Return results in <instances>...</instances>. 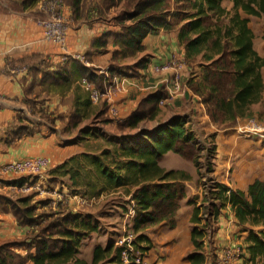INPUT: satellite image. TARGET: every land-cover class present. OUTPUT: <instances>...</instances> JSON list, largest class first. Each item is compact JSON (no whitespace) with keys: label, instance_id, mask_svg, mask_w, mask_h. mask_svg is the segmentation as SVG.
<instances>
[{"label":"trees","instance_id":"16d2710c","mask_svg":"<svg viewBox=\"0 0 264 264\" xmlns=\"http://www.w3.org/2000/svg\"><path fill=\"white\" fill-rule=\"evenodd\" d=\"M37 1L27 0L26 3L32 5ZM83 1L72 0L76 16ZM122 1L123 9L117 16L121 32L115 38L118 49L113 54V61L143 53V40L149 34H156L161 29H178L185 61L189 67L197 63L200 67L196 77L188 78L187 85L200 98L211 123L217 129H225L253 115L252 107L262 101L264 93V55L254 47V32L248 16L260 18L264 25V0H228L232 3L231 9L224 6L227 0H112V3ZM147 59L139 58L135 68H145ZM38 65L31 67L33 74L39 69ZM81 70L84 79L93 83L99 92L105 91L102 74L83 66ZM33 77L26 88L27 94L37 85L50 82L66 88L71 81L68 76L56 78L51 72L44 71L40 78L35 74ZM166 96L164 87L152 90L126 118L127 127L136 130V134L115 138L112 148L75 154L52 168L50 174L57 177L55 179L67 177L71 188L84 190L89 193L86 195L89 198L98 197L105 191L121 190L134 210L133 247L145 254L153 247L147 231L159 225L171 229L176 226L177 214L187 197V183L193 180L183 169L161 166L160 158L175 152L196 164L205 151L206 156L209 155L208 176L201 202L198 203L197 198L191 200L192 250L187 255L188 263L216 264V255L207 260L208 244L213 243L218 218L230 207L240 232L245 233L242 250L247 257L240 255L242 264H264V180L255 178L245 189H234L211 178L214 148L209 144L202 149L197 147L185 116H173L152 130L139 128L142 121L156 117L159 102ZM81 101L76 102L77 109L68 118L70 128H77L82 121L84 113L79 106L85 111L91 107L89 96ZM24 103L34 111L32 97L25 98ZM105 111L106 105L101 113ZM39 115L43 122L32 125L20 118L19 123L11 126L13 136L32 135L44 122L51 126L55 124L56 119L47 115L43 108L39 109ZM105 121L112 120L107 117ZM89 133L88 127L80 128L77 137ZM6 182L21 186L25 177H12ZM31 197L32 193L14 199L0 195V210L10 212L18 224L31 228L23 241L0 244V264H121V249L112 243L103 247L97 245L90 263L80 256L81 241L99 229L90 216L73 214L69 208L57 205L59 210L48 214L49 221L43 225L44 219H39L42 215L36 214ZM15 247H24L25 255L17 253Z\"/></svg>","mask_w":264,"mask_h":264},{"label":"crops","instance_id":"0c3cea01","mask_svg":"<svg viewBox=\"0 0 264 264\" xmlns=\"http://www.w3.org/2000/svg\"><path fill=\"white\" fill-rule=\"evenodd\" d=\"M47 1L39 0L32 5H28L26 3L27 0H0V162H15L33 157H44L49 161V166L36 179L31 176L25 177L24 184L34 185L35 188H38L40 185H44L45 182L50 183V187L56 188L55 190L58 189V191L51 193L58 194L57 197H54L57 204L60 202L66 205L60 195H68V188L65 185L60 187L58 183L51 182L52 179L57 177L51 175L50 170L75 154L101 150L105 147L112 148L114 146L113 140L118 138V135L109 136L103 147L99 146V144L89 145L91 148L82 147L74 142L66 144L60 133H57L56 127L48 125L46 122L39 126L32 135L14 137L11 133V126L19 123L20 118L22 122H28L31 125L43 122L39 115L40 108L44 109L51 106V109H57L60 112L66 111L68 102L65 100L64 105H61L62 98L60 94L64 95L67 93V99L74 100L75 105L72 104L74 107L76 106L77 98H82V100L86 96L90 98L91 90H97V88L93 83L83 78L82 66L103 75V84L106 88L102 93L97 90L101 95V100L98 103L103 102L102 104L106 105L105 115L109 117V120H126L147 94L154 89L164 87L167 90V96L159 102L158 114L150 122L152 125L148 128H141L152 130L173 116L185 115L192 117L197 122L199 116L202 121L209 125L210 129L214 127L209 122L200 98L187 85L189 74L196 77L200 67L198 63L189 67L185 61V51L178 40V29L169 31L161 29L156 34L146 36L143 40V45L145 46L143 54L148 58L145 68H134L128 72H121L117 67L118 62L113 61V54L118 49L115 38L121 31L120 26L117 24V16L123 9V1L119 4H113L112 0H84L79 14L76 16L72 10V0H60L61 8L59 10L67 21L66 39L62 45L46 39L44 28L40 23L41 20L49 17L51 12L47 10ZM225 3H228L227 9L232 7L230 1L227 0ZM248 18L251 19V16H248ZM250 23L249 26L253 30ZM263 32L264 25L260 40ZM262 41L264 40L262 39ZM94 42L100 44L96 45ZM257 52L262 56L264 55V52L258 50ZM36 57L39 62L34 60ZM172 62H177L176 67L169 68L161 73L154 70L155 66L167 65ZM33 65H38L37 68L39 69L34 73L38 78L42 76V71L48 74L51 72L52 77L56 78L68 76L71 80L68 87L53 86L60 91L69 89L74 95L70 91H64L59 92L58 97H53L54 99H51V101L39 102L40 96L36 94V89L52 88L50 82L48 85L35 86L32 93L27 94L26 88L32 83L34 78L33 71L31 72ZM191 67H194L195 73L193 74L190 73ZM262 74L264 78V68L262 69ZM27 95L28 97L33 96V101L35 102L33 104L34 111L24 103ZM71 95L74 98L71 99ZM262 101H264V93ZM257 104L252 107L254 114L246 118V122L244 121L234 128H227V130L223 131L231 133L235 129L240 130L248 127L249 135H264V116H261V113L256 111L255 106ZM50 111L54 112L53 110ZM50 116L53 117V115ZM107 123H110V121ZM133 133L130 134L133 135ZM232 136H234V133H232ZM233 138L231 137L229 140L232 141ZM217 139L222 143L229 141L227 137H221V134L217 136ZM228 153L232 154L229 156V161L231 166H234V156L241 153L237 148L233 149L232 147L229 148ZM245 168L248 167L246 166ZM215 171L216 168L213 175L215 174L214 177L217 181L224 182L234 189H245L254 180L241 185L235 184L233 178L237 182H242L250 177L243 167H236V169L229 171L230 176L227 178L216 177ZM9 179H12V177H0V195L14 199L20 194L15 189L16 185L6 182ZM46 179L51 180L46 181ZM105 194L123 193L121 190L105 191L98 198L100 199L102 195L104 197ZM123 197L125 200L128 199L124 194ZM202 197L203 193L197 197V202L198 200L201 201ZM71 202H73L72 199L67 204L69 207ZM123 205L128 206L129 204L126 202ZM120 209L121 207H118V210ZM71 210L73 214H79V211L75 210V208L74 210L71 208ZM191 212H187L188 224L182 225L183 222L180 220L179 214H177V223L173 229L159 225L147 231L153 243V247L145 253L147 262L189 264L187 255L192 250L190 241L191 225L189 222ZM126 217L128 218L127 212ZM217 222L218 230L215 232L213 243L211 244L213 248L208 244V247L213 250V254L211 251L208 252V261H210V256L213 257L214 255H216V260L219 261L223 250L229 247L231 243L241 247L244 245L245 233L235 235L239 227L230 207L223 211ZM121 227L123 230L130 228L128 225L126 226V223H123ZM30 230V227L18 224L10 212L0 210V237H2L0 244L23 241ZM15 251L22 255L26 253L24 247H15ZM242 255L247 257V253L243 250ZM233 264H242L240 256L234 260Z\"/></svg>","mask_w":264,"mask_h":264},{"label":"rangeland","instance_id":"374dc122","mask_svg":"<svg viewBox=\"0 0 264 264\" xmlns=\"http://www.w3.org/2000/svg\"><path fill=\"white\" fill-rule=\"evenodd\" d=\"M224 6L228 7V3L224 2ZM250 21H252V23H250ZM249 23L253 28L255 34L253 42L256 51L258 50L260 52H264V41H262V39L260 40V34L263 30V22L260 20V18L251 17V19L249 18ZM117 24L120 26L118 22ZM126 25H128V23H126ZM142 57L144 59L147 56L144 55L143 53H140L135 58H131V56H128V58L121 59L120 61H118L117 67L120 69L121 72L122 71L128 72L129 70H132L136 67L137 65L136 62L138 61L139 58ZM190 73L192 74L195 73L194 67L192 68ZM189 75L191 76V74ZM64 91L69 92L70 90L68 89ZM64 91L57 90V88L52 85V88L49 89H44V90L36 89L37 92L36 94L40 96L39 102H44V101L47 102V100L51 101V99L57 98L58 93ZM66 94L67 93H65L64 95L60 94L62 98L61 105L62 104L64 105L65 100L68 102V107L66 111L60 112L57 109H51L52 108L51 106L44 108V112L47 115L49 116L53 115V118L56 119L55 124L52 126L56 127L55 129L56 131H58L57 133H60L61 137L63 138L66 144H71L72 143L71 140H72L74 143H78L79 145L85 148H91V146H89L91 144L92 145L99 144V146L103 147L107 141L106 139L109 136L118 135L119 137L122 134H126V133L132 134L133 132H135L133 134H136V130L127 127L125 123V119H119L116 121L112 120L110 121V123H106V121L104 122L107 116L105 115V113H101V110L104 108L103 106L104 104H102L103 102L98 104L91 102V107H89V109H87L86 111L83 106H79L81 112L84 113L82 121L77 128H70L68 126L69 124L68 118L71 114H73V112L77 108L76 106L74 107L72 105L74 104V100L67 99ZM71 94L74 95L73 92H71ZM72 95H71V99L74 98L72 97ZM81 100L82 98L80 99L78 98V102ZM255 109L257 112L259 111L261 113V116H264V101L257 104L255 106ZM50 110H53L54 112ZM252 112L254 114V111ZM185 118L188 121V126L191 129L192 134L195 135V142H197V147L202 149L203 146L209 144V147L214 148L213 164H214V170L216 168L215 171L216 177L227 178L228 176H230L229 171L234 170V168L236 169V167H243L248 172V176L250 177L247 178L246 181H242V182H237L233 178L236 185L245 184L255 178L264 180V135H255V136L249 135V132L247 131V129H249L248 127L242 128L240 130L235 129V131L231 133L223 131V130H227V128L217 129L214 125H213L214 127L210 129L209 125H207L205 121H202L201 117L199 116H198V122L195 119H192V117H187L186 115ZM244 121L246 122V120L244 119L243 121H240L239 124H242V122ZM150 122L151 120L142 121L139 124V126L140 128L141 127L148 128L152 125ZM209 122L211 123L210 120ZM84 127H88L90 129V133L87 136L81 135V137L76 138V136H78L79 128H84ZM234 127H228V128H234ZM232 133H234V136H232ZM219 134H221V137L223 136L227 137V140H229L231 137L234 138L232 139V141L229 140L226 143H222L219 139H217V136ZM231 147L233 149L237 148L241 153L240 155L239 154H237L236 156L233 155L235 159L234 166L233 165L231 166L229 161L230 160L229 156L233 154V151L232 154L228 153L229 148ZM207 158H209V155L207 154L206 156L205 151H202L201 155L197 159L198 163L195 164L194 162L183 158L182 156H180L175 152H168L164 154L159 160L161 166L167 169H183L186 172L190 173L193 177V180L187 183V197L182 202V206L180 209L181 211L179 210L180 213H178L180 216V220H182L183 222L182 225H185L186 223L188 224L187 212H191L193 209L191 200H194L195 198L199 197L200 194L203 193L202 191L204 190V182L207 181V176H208L207 169L209 163H207ZM246 166L248 168H245ZM239 172L241 173V171ZM241 174L243 175V173ZM214 175H212L213 177L211 178L215 179ZM33 177H35L36 179L38 176H33ZM49 180L51 179H46V181ZM51 182L58 183L60 187L65 185L68 188L67 189L68 195H63V194L60 195V197L63 198L64 204L66 205H63L61 203L60 205L57 204V201H55L54 197H57L58 194L57 193L51 194V193L53 191H58V189L55 190L56 188L52 186L50 187L49 185L50 183L48 184L45 182L44 185H40L38 188H34L29 193V194L32 193L31 204H33L36 207V214L42 215V217H40L39 219H44L42 221L43 225H46V223L49 221V219L46 218L48 214H52L53 212H57L59 210V208H57V205L60 208H64V209L69 208L71 210V208H73L74 210L75 208V210L79 211L80 216H90L91 220L93 222H96L99 228L96 232L90 233L89 236H86L81 241L80 256L83 259H85L87 262L90 263L93 259V250L97 245L103 247L108 243H112L116 247L120 248L117 243L118 238L124 232L131 230V228L133 227V222L130 216H128V218L126 217V212H128L130 205L128 206L123 205L124 203L127 202V200L124 199L123 194H113V195L105 194L104 197L102 195L100 199L97 197V200L86 203L82 201V197L91 199L88 196H86L89 195V193H86L84 190L81 189L75 191L73 188H71L70 186L71 184L67 177H64V179H52ZM70 199H72L73 202H71V205L69 207V205L67 204L69 203ZM200 202L201 201L198 200V203ZM118 207H121V209L118 210ZM7 208L10 209V206L9 207L7 206ZM123 223H126V226L128 225L130 228H126L123 230V228L121 227ZM166 228L168 227L166 226ZM240 233L241 232L238 228L237 231L235 232V235L237 236ZM1 238L2 237H0V240ZM230 246H232L235 249H239L238 254L241 255L242 247L240 245H235L231 243ZM210 247L213 248L212 246ZM211 248L208 249V252L211 251L213 254V250ZM225 250L226 248L223 250V252ZM217 262L218 261L216 260V264ZM122 263L123 261L121 262V264ZM100 264H112V263L104 262Z\"/></svg>","mask_w":264,"mask_h":264},{"label":"built area","instance_id":"2783aa9c","mask_svg":"<svg viewBox=\"0 0 264 264\" xmlns=\"http://www.w3.org/2000/svg\"><path fill=\"white\" fill-rule=\"evenodd\" d=\"M61 1H47V10H50L49 17L40 21L42 27L45 31L46 39L58 44L62 45L66 39V30H67V21L64 18L62 12H60ZM177 62H172L167 65H159L155 66L154 70L156 72H164L169 68L176 67ZM101 100L100 93L93 89L90 92V101L92 103H98ZM161 102V101H160ZM49 166V161L44 157H33L26 158L23 160L15 161V162H0V177L9 176V177H21V176H39L47 167ZM35 188L34 185L23 184L21 186H15L16 191L20 195H25L30 193ZM83 202L95 201V198L87 199L82 197ZM128 214L133 216L134 210L133 206L130 207ZM135 239V234L132 230L124 232L118 238V245L121 248V260L125 264H154L147 262L145 255L140 251L135 250L133 247V241ZM239 249H235L232 246L226 248L223 252L222 257L217 262V264H233L234 260L240 256L238 254ZM239 255V256H238ZM155 264H158L157 262Z\"/></svg>","mask_w":264,"mask_h":264},{"label":"clouds","instance_id":"9594fccd","mask_svg":"<svg viewBox=\"0 0 264 264\" xmlns=\"http://www.w3.org/2000/svg\"><path fill=\"white\" fill-rule=\"evenodd\" d=\"M26 177H28V176H26ZM29 194V193H28ZM25 195H27V194H25ZM91 198H95V197H91ZM97 199V197L95 198V200ZM130 205V207L132 206V203H130L129 204ZM130 209V208H129ZM129 209H128V211H129ZM128 213V212H127ZM128 216H130L129 214H128ZM130 218H131V220H133V216H130ZM131 230L133 231V229L131 228ZM135 234V233H134ZM121 249V248H120ZM145 255V254H144ZM122 261V260H121Z\"/></svg>","mask_w":264,"mask_h":264}]
</instances>
